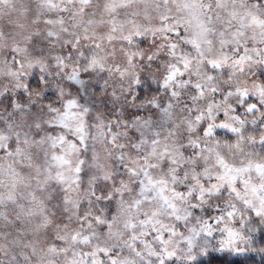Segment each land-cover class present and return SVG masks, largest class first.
Segmentation results:
<instances>
[{
    "label": "clouds",
    "instance_id": "9594fccd",
    "mask_svg": "<svg viewBox=\"0 0 264 264\" xmlns=\"http://www.w3.org/2000/svg\"><path fill=\"white\" fill-rule=\"evenodd\" d=\"M0 264H264V0H0Z\"/></svg>",
    "mask_w": 264,
    "mask_h": 264
}]
</instances>
